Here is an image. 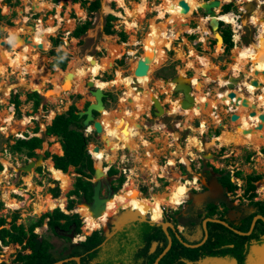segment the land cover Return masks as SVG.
I'll list each match as a JSON object with an SVG mask.
<instances>
[{
  "label": "rangeland",
  "instance_id": "obj_1",
  "mask_svg": "<svg viewBox=\"0 0 264 264\" xmlns=\"http://www.w3.org/2000/svg\"><path fill=\"white\" fill-rule=\"evenodd\" d=\"M5 1H6V3H4V2H2V0H0L1 10H2L1 13L3 15V17L0 18V25H2V24L5 25V23H8L9 21H12L14 23V25L11 26L9 24L10 27L6 26L7 27L5 30L6 32L3 33L4 37L7 35V33L9 32L8 30L10 29V31H14L16 34H27V35H29L30 40H31L33 38L32 34L30 33L32 30L30 31V28H27L24 30V28L22 26H24L25 23L28 24V27H30L32 25H34L36 27L37 23H39L38 19H42L44 22V25L48 26L49 22H51L52 19L55 17V13H56L55 9L54 10L48 9L45 11L44 10L39 11V10H37V8L30 9V8H27V6L31 5V4L25 3L26 1L24 2V0H9L10 3L13 4L12 7H9L10 4L8 3V0H5ZM107 1L108 0H101V7L99 8V10L94 13L92 18L89 16L86 18V19H88V18L92 19V22H93L92 27H90L84 35H82L81 37H78V38L70 35V33H72L74 31V29L80 23L78 21L79 16L75 13L74 8H73V12H71L73 5H71L70 3L63 5L64 2L62 1L63 3H61L58 6V8H60V6L62 7V5H63L62 11H61V16L63 17V21H62L63 23L59 24L60 27L55 32V34H52V35L54 38H57L60 36L63 37V44L55 47V50L56 51L64 50L66 52V54L64 56L68 57V61L66 62V64L68 63L66 70L70 69L68 72L61 73L58 77H56L54 75L57 72V70H56L57 68H56V66L53 65V62L57 58V56L56 55L54 56L51 54V50L53 48H51L50 46L47 47L46 49H41L42 51H39V48L37 47L38 45H33V44H30V46H25L22 49H20L21 51H24L25 53H27L26 58H25L26 64H28L29 66H32V65H37L40 67L46 66V67H49V69L51 70L49 78H48L49 80H48V82H46L44 84L42 90L34 88V86L32 89H30L29 85L25 86L24 84H22V83L27 82L26 79L31 80V74L29 72H26V70H22L20 68L15 69V67L14 68L10 67V69L6 75H0V86L2 84H4L5 86L12 85V89H10V90H12L11 94L9 93L8 95H5V94H3V92H1L3 90L0 89V113H3V112H4V114H5V112L8 113L10 111V109L13 108L15 111V114H14L15 116H14V121H13L12 126L17 127V130H18L16 133L9 132L7 135H6V133L4 134L3 131H0V159L2 160V163H4V160H8L12 163V168L11 167L8 168V171H10V174H9L10 178H6L5 177L6 174L4 175V177L6 179L4 177L2 178L0 175V179H1L0 183H1L2 179H3V181L6 182L2 186L0 185V190L3 191L4 193L5 192L10 193L12 190H14L15 187H17L18 191H20V190L22 191L23 189L20 187H22V186L24 187L25 185L27 186L29 183L34 184L35 187H37L36 189H33L32 193H29V195L27 192H25V190H23L24 194L26 195L25 198L29 199L28 202L31 204L30 208H26V209L22 208L21 210L20 209H18V210L17 209H15V210L8 209V213L5 214L6 223L8 222L6 224L7 226H10L9 223H10V221L13 222L15 216H18V218L16 220V224L17 223L18 224L24 223L26 227H29L32 222L39 219V218L37 219L38 215H36V213L41 214L42 212H44V213L49 212V211L53 210L52 208H54L56 206V204H55L54 207L49 209L48 203H47L48 201H50V199L52 197V195H51L52 193L49 190V189H51V185H53V188L56 187V184L53 183L52 181H50V180H54V178L51 176L54 174L52 171H50L52 167H50V169H49V171L51 172L50 176H49V173L44 174V172L41 171L40 173H41L42 177H35L33 179V173L35 171H37V169L34 170V167H33L32 169L27 170L29 172H25V171L23 172L22 170H20L21 168L18 165L20 162L21 165L24 166L25 163L30 161L29 158L27 157V155H26V158L23 157L25 154L24 155L20 154V156L16 154V155L12 156L11 158H9L8 153L4 152L5 149H8L9 153L13 154V152L10 149V148H12L10 145L15 142V139L18 138L19 135L29 134L27 131L23 132V131H25L26 125H24L25 126L24 127L22 124L19 123V121H21L25 116L29 117L31 114H33L34 117H37L36 120H33L29 123V124H31V128H28V129H29V131H33L32 133H34L35 127L38 126V128H39L38 132L41 134V132L43 130H45V127L50 125L51 119L49 116H52L56 113L54 115V117H55L57 114L67 112L72 104H76V106L80 110H85L87 103L95 100V97L92 96L90 91H89L90 88L87 86L88 81L91 80V78L94 77V75L97 79L110 80V79L114 78L115 74H117L116 70L119 69L121 75L117 76V78L113 80V81H116V84H119V85H116L113 87H108L105 89L106 94H109L108 100L106 101V105H107L106 110L109 113H107L106 115L112 117V119L113 118L117 119V121L120 120L122 123L124 122L125 125L128 123H131V120L128 118V116L126 115L123 108H121L120 105H118L120 100H121V97H123V95H124L122 87L123 86L128 87L127 83L121 84V82H125L123 80L126 76L129 75L128 73L131 72L130 75L135 74V71H136V68L138 65V59L147 55V53H148L147 44H148V42L153 41V39L156 37L157 30L154 31L153 27H155V23L158 19L159 13H158V9H155V6H154L155 3H158L157 5H159V4H166L167 5V2H166V0H125V2L127 3L128 6H132L134 13L136 15L141 16V18H142L141 20L138 21L139 27L131 29V28H128L127 21H125L124 18H120L116 14V12H110V13L106 14L105 11H103L104 6L107 4V6L113 7L114 10H116L117 12H123V14H125V10L119 6L120 3L118 1L117 2H115L114 0H109V2H107ZM202 1L204 2L206 0H202ZM228 1H230V0H228ZM228 1H226V2H228ZM242 1H243L242 5H244L242 7H245L246 13H244L242 15V16H244L242 20L240 18V24L242 25L241 29L244 26V33L242 34V36L239 35V37H238L239 40L237 39V41H236L237 45L240 46V50L243 46H246V45H248L249 48H250V46L256 47L258 42H256L255 44H252V45H249V44L254 43L257 40L256 36H257L259 30L255 26H258V27L261 26L259 23L258 24L257 23H250V21H249V17L253 11H255L257 9L256 13L260 12L259 11L260 8L258 7L259 2L256 0L253 2H244L246 0H242ZM262 2H264V1H262ZM224 3L222 6V10L224 12H230L229 9L228 10L225 9V6L231 7V1L229 3H226V4H224ZM262 4H264V3H262ZM157 5H156V7H157ZM200 5H201V2L198 0L197 5L195 4V5L191 6V10H189L185 14V17L191 15L193 13L194 9H196V8L198 9V7H200ZM50 8H52V5ZM77 8H79V5H77ZM25 10H26V12H25ZM261 11H262V15H263L264 14V5H262ZM78 12L80 15H82L83 10L81 8H79ZM109 14L117 15L119 19L110 20L108 17ZM168 14L169 13L167 12V15ZM255 15L256 14H254L252 17H254ZM73 16H75V17H73ZM83 16H86V14L84 13ZM24 17H28V18H26V22H24V20H23V19H25ZM67 17H71V19L74 20L73 25H70V21L68 22ZM204 17H206V14H205L204 10L201 9V11L198 15H194L193 17H191L190 22H189L190 26L193 28V24L195 22L201 23V21H203L202 19ZM207 19H209V18H207ZM57 20H59V19L54 18V23H57ZM81 21H82V19H81ZM242 21H243V23H242ZM221 22H223V21H221ZM108 23L112 24V27L115 28V30H116L115 33L107 34L105 32V27ZM253 24H257V25L254 26ZM57 25H58V23H57ZM225 27H226V23L225 24L221 23L220 24V31H222L223 29H226ZM158 29H160V26ZM160 31L163 32L161 29H160ZM160 31H158V33H160ZM122 32H124L126 34V38H124V36L122 35ZM153 33H154V35L151 36ZM210 35L214 37V34H210ZM163 36L165 38L167 37L165 34H163ZM200 36H201V33H198L196 30H194V31H187L185 34H182L181 36L178 35V37H179L178 39H176V36H175V40L173 43L168 42V37H167V39H165L164 43H165L166 48L169 46L171 47L170 48L171 50L168 53L169 58L167 57V55L165 58H162L160 63L158 65H156L157 66L156 68L150 67V65H149L150 71H148V73L144 76H137L135 74L136 84L134 83V85L135 86L137 85L136 88L142 89L145 86L144 81H148L149 85H150L152 80H155V79L158 80L160 77L161 78H164V77L171 78V77H175V76L182 74L183 77H185L186 79H190L189 77L195 75V69L192 68L191 66L186 67L185 61H183L177 57V51L173 47L176 46L178 49H182L185 54H188L189 53V51H188L189 44L191 43L190 45H192L196 40H198V38ZM240 36H241V38H240ZM213 37L212 38L210 37V38L213 39ZM49 38L50 37H48L47 39H49ZM110 38H112V41L114 40L118 44L124 45L125 50L122 53H118L116 48L113 47L115 49V52H116V58H114V61L112 60L111 62H108L106 60H107L108 48H110V47H108L106 45L107 48H103L104 46L102 47V45L104 43H106L107 40ZM143 38H146V40H145L146 43L144 42V49H142V45H141V41L143 40ZM184 38L189 39V41L187 42L188 46L185 45ZM232 38L234 39L233 35H232ZM131 39H132V41L137 42V44H135V46H137V47H135L134 44L126 45L127 43H129L131 41ZM7 40H9L11 43L9 36H8ZM214 41L215 40H213V42ZM233 42H234V40H233ZM173 44L175 46H173ZM199 44L201 45L202 43H198V45H197V48L199 50L198 52L202 53V54H207V55L209 54L211 56V59L213 60V62H215L216 64H219L221 69L227 73L225 78L229 79L231 76L230 64L234 60L232 58V54H233L232 51H233V48L235 46H237L235 44V42H234V47L232 49H230V51H226V49H225V51L224 50L219 51L217 53V55H215V53H213V51L214 52L216 51L215 50L216 42L213 43L211 45L212 47L211 48L209 47V50H206V51L202 50L201 47H198V46H200ZM48 45H51V44H48ZM3 47H4V49H8L10 51H14V52L19 51L10 44H7ZM3 47H1V48L3 49ZM26 47H28L27 50L25 49ZM129 48H131V49L133 48L134 50H131ZM128 49H129V52L131 54L133 51H135L134 55H131L128 52ZM240 56H242V55H240ZM93 57L98 61L99 65H100L98 68L97 74H95V72L97 70V68H96L97 62L94 61V63H92ZM167 58H168V60H167ZM252 58H255V57H252ZM235 59L240 60L239 55L235 56ZM260 59H261V63H264V56L260 57ZM258 60H259V57H258ZM121 61H123V63H121ZM198 62H199V60H198ZM196 65L197 64H195V66ZM262 65H264V64H262ZM246 66H247V62H246ZM179 68L185 69L186 76H184L183 70H181ZM262 68H264V66H262ZM152 73H153V77H152ZM202 78H203V76H202ZM74 79L81 80L83 83H85L84 92H77L74 90V88L76 86V84L74 83ZM212 79H214V76L212 77ZM21 80H24V81H21ZM197 80H199V78H197ZM209 81H210V79H209ZM156 85L158 87H162L163 82L161 84L156 82ZM157 86L150 85V89L152 91L153 90L156 91L159 95L160 91L158 90ZM0 88H2V87H0ZM223 89H225V86L224 87L220 86L218 84L217 80H212L211 82H209L204 87L205 92L208 94L211 93L212 95H216L217 90H223ZM33 90L38 91L41 93V95H43V101H42L41 105L44 104V106L40 105L41 107L38 109L37 112H34L33 101H26L27 100V92L33 91ZM177 90H180V88H178ZM170 91H173V92L169 93V94L162 92L160 95L161 98L165 99L167 95L170 96L171 99H176L177 97H181V96L183 97V94L179 91H175L172 89H170ZM15 92H19L21 94V96H20L22 99V105L20 106L21 114H19V112H16L15 106L13 104H11V102H10L11 96ZM78 94H81V97L78 96ZM203 100H205V99L203 98ZM166 102H168V100H166ZM167 106H171V103L168 102ZM202 107H203V109H205L204 115L200 116V117H195L193 120L190 121V123L188 122V120L186 118L187 116L186 117L184 116L185 114L184 115H182L180 113H171L170 114L167 112L169 115L166 114L167 116L165 115V116L160 117L161 118L160 121L165 124L164 128H166V126H167L170 131H172V132L175 131V132H173L174 135L177 134L176 133V131L178 130V128H176L178 126L177 123L178 122H179L178 124H180L181 122L183 123L184 128L183 129L181 128L182 130L179 131V139L176 140L178 143L168 144V142L170 140L168 136H171L168 133L165 134L163 137H162V135L160 137H158L157 133H154V130L151 127H149L147 129L148 131H145L144 135H146V139H147L148 144H149L148 147L146 148L145 155H146V158L148 159L150 157L149 156L150 154H152V153L157 154V160H158L159 165L161 166L160 169L158 170V172L153 173L152 171H150L146 165L145 159L144 160L142 159L143 154H144V150H143L144 146L142 144L140 145L139 149H137L138 147H136L138 154L131 152V150L128 148H126L125 150H122V149L119 150L117 158L115 159L117 161V163L114 166H116L120 172L118 174H115L114 176L109 177L108 179H109V181H111V184L113 186H117L119 183L118 178L122 174L121 173L122 167L123 166L130 167L133 169V174H129L130 176L133 177L132 181H134V182L132 183V185L136 190L138 189L137 190L138 192H135L134 190H126L127 192L126 191L124 192L121 190L117 194L113 195L114 198L108 199L106 201L105 207L102 208L103 212H105L104 216L106 215L107 218L104 219L103 216H101L100 214L97 217H93L91 215L88 207L84 204L81 205L82 202L84 201L85 197L84 196H80V197L79 196H73V198L76 199V203H77L76 209H78V212H80L82 214L81 215L82 217L85 216V224L82 226V229H86V231H90L92 233V231L89 229L90 227L88 228V226L90 224L88 217L89 218L92 217L91 219L93 221H95L96 218H98L97 227L99 226V228H101V229L105 228V230L107 231L108 230L107 224H108L109 218L112 217L111 214H113V212H111L109 210L114 208V204L118 201H121L124 203L127 202V201H125L126 198L128 199V201L133 202L134 206L130 205L131 207H133V209H131V211L137 212L138 215L142 216L143 213H142V211H139L137 209V207H135L136 201L138 202V201L144 200V199L148 200V202L150 204L149 209L151 210L150 211L151 213L154 211L163 213V207L162 206L164 204L168 205V206H173L172 205L173 202H171V205H169L170 202L168 203V201L172 198L171 195L173 193H175V191H176L175 195L182 194L184 190H186V192L189 191V187L188 186L185 187L183 185V182L186 183V180L189 179L191 172H194L195 175H198L199 173H202L203 169H205V168L212 169V166H214L215 168L216 167L217 168H230L232 170L243 169L246 172H250V171H253L254 169H256V170H259V172L264 173V146H260V144H258V145L254 144V143H251L249 141L247 142L242 138V135L239 133V130L235 126L237 122L232 123V124L230 122L229 113L231 111H234V108L229 109V112H227V114H222V116L224 117L223 121L226 124H228L225 128H223V126H221L220 124L218 125L215 122V120L210 119L212 117L209 116L210 118H209L208 129L206 130V132L201 133L198 130L200 128L201 119L205 117L206 111L210 110V108L206 106V103H203ZM117 108L122 110V113H123V114H119L118 118H117V116H115L114 111H113L114 109H117ZM247 108L250 109V107H247ZM144 111H145V109L143 108V110L140 114V118L138 119L142 123H144V121L146 119L149 120L147 112L144 113ZM151 111H154V107H152L150 105L149 112H151ZM166 111H167V109H166ZM222 111H223V109H222ZM106 115L103 114V116H102V114H99L97 118L102 119L104 116L106 117ZM151 115L152 114H150V116ZM123 116L126 117V120L125 119L122 120ZM1 119L2 118L0 117V128L2 125L6 124L4 122V119H2V120ZM18 125H19V127H18ZM112 126H113V121H112ZM113 127H115V126H113ZM40 128L42 130H40ZM134 129H136V128H134ZM138 129H140V128H138ZM223 129H224V131H229V129H231L230 132L232 133L233 140L236 142L235 143L236 147L233 145H231V146L225 145L224 147L223 146H217V145L216 146L215 145L209 146V144L211 143L210 138L216 134L217 130L222 131ZM10 130H12V129H10ZM166 132H168V131H166ZM257 133H258V130H257ZM89 134L91 135L90 139L92 141L89 143L88 148L93 149L94 144H100L102 147V150H105V148H104L105 143L102 140L101 136L94 133V132L93 133L91 132ZM189 135H191V136L197 135L200 139L198 142V146L192 147L187 153H185L186 156H188V158H187L188 164H186V163H183L181 158H179V157L184 156L183 155L184 151H182V150H184V148H186V144H187L186 139ZM252 135H254L255 138L257 137L255 134H252ZM14 137H16V138H14ZM173 137L175 138V136H173ZM53 139L55 141H53ZM151 139L153 141H151ZM48 140L52 143V145H50V147L47 148L48 145L46 144L44 150L47 149L48 151H50L52 153L60 154V152L53 149V145H56V143H58L59 139L56 137H52V138H48ZM171 141H172V139H171ZM45 142H47V140ZM133 143L137 144V146H139L140 142L136 143L134 141ZM156 143H157V145H155ZM166 143L168 146L167 148L165 147ZM115 144L116 143H114V145ZM3 145H5V146H3ZM205 145H207V148H205ZM111 146H113V145H110L107 147V149H109L110 151H111V149H110ZM126 146H128V143L124 142L122 144L120 143L119 147L123 148ZM257 146H260V148H258ZM58 147H60V146H58ZM40 150H43V148H41ZM180 150L182 152H177ZM38 152H37V154H38ZM95 152H96V157H97V166H99V165L105 166L104 164H108V163H102V165L99 164V159L102 158L101 153L99 156L100 150L95 151ZM2 153H5V154H2ZM42 153L44 154V152H42ZM6 154L8 155V157L5 156ZM124 154H126V156L128 157V161H126L125 163H122L121 160L124 161V158H123ZM204 154H207V155L209 154L210 156L207 157ZM226 154L229 155V157H226ZM98 156H99V158H98ZM171 156L172 157L175 156V158L178 157L176 160L177 163L174 166H168L167 165V162H168L167 160ZM102 159L104 160V158H102ZM33 160H36V158H33ZM40 160L41 159H37V161L35 162V165L41 164ZM4 166H5V163H4ZM42 169H43V167H42ZM0 171H3V170H0ZM20 171H21V173H20ZM13 173H14V175H13ZM17 173H18V175H17ZM27 173L31 174L30 178H27L24 176ZM161 173H163V176L160 175ZM42 174H44V175H42ZM66 174H67V177H63V179H65V181H66V187L64 189L61 188L59 181L55 179L58 182L57 185L59 186V188L61 190L60 196L57 197L58 200H60V199L63 200V198H64V200H66L64 196L68 195L69 191H71L74 188V183L77 181L78 173L76 172L75 168L70 167L68 173H66ZM202 174L204 175V173H202ZM15 176H17V177H15ZM23 176H24V179H23ZM127 178H128V176H126V181H127ZM154 179L155 180L158 179V181H160L159 188L154 186ZM9 181L12 182L13 184L10 183ZM262 181H263V179H262ZM50 182H52V183H50ZM15 184H18V186H20V187L16 186ZM171 184L174 186V192L172 194H168L167 193L168 186H170ZM7 187H9V188H7ZM184 187H185V189H184ZM144 188H146V189L144 190ZM105 190H106V188H104V193H105ZM39 196H41V198ZM15 200H13V201H15ZM88 200H90V199H88ZM16 202H20V201L16 200ZM134 202H135V204H134ZM40 207H42V208H40ZM13 208H17V207H13ZM55 208H57V207H55ZM4 210H0V216H2L1 212ZM16 210H17V212H15ZM64 210L67 211L66 207ZM120 210H122V209H120ZM120 210L117 211L115 214L119 213ZM34 211H35V213H34ZM29 212L32 216L29 215ZM89 213H90V215L88 216ZM106 213H108L109 215H107ZM151 213H149V214H151ZM5 216H4V218H5ZM24 220H25V222H23ZM44 225H47L46 222L44 223ZM44 225L40 226V229H39L37 234H38V236L42 235L43 238H46V239L48 238V240H50L52 242V244L54 245L52 247V249H53L55 254H59L60 252H62V250H64L63 253L67 254V252H69L72 249V247L76 244V242H74L73 240L70 242L66 238L65 239L61 238L60 235H62V230L57 229V234H56L54 229H52L51 227H48V226L46 227ZM99 228H98V230H99ZM115 232H116V229H113V227H112L111 231L107 233V235H108L107 237L111 238ZM10 248L12 251L9 249L8 252H6L4 254H3V251L0 250V261L3 260L2 262L5 263L6 260H11L13 258V252H15L14 249L16 248L15 244H13Z\"/></svg>",
  "mask_w": 264,
  "mask_h": 264
},
{
  "label": "bare ground",
  "instance_id": "obj_2",
  "mask_svg": "<svg viewBox=\"0 0 264 264\" xmlns=\"http://www.w3.org/2000/svg\"><path fill=\"white\" fill-rule=\"evenodd\" d=\"M40 1L41 0H34V4H35L34 6L39 11L43 10L44 8H46L50 5L47 2H40ZM117 1L120 3V5L122 7L125 8V14H123L122 12H117L116 10H114L113 7L107 6V4L104 6L103 11H105L106 14L110 13V12H116V14L118 16H120V18H124L125 21H127L128 28L132 29V28L139 27L138 21L142 19L141 16L136 15L133 11L132 6H128L127 3L125 2V0H117ZM167 1L169 2L168 6L164 5V4H159L156 9H158V11H159L158 18H160V19L161 18L162 19L167 18V20H165L164 22L159 23L160 29L162 31L171 30V27L177 29V33L174 32L172 35L167 36L168 42L173 43L175 40V36L177 39L178 35L180 36V34L185 33L184 31L186 30L185 29L186 27L185 28L180 27L179 23L181 21V17L185 16V14L187 12L186 13L183 12L181 5H180L181 0H167ZM185 1L189 4V10H191V6H193L195 4L197 5L198 0H185ZM107 2H109V0ZM200 2H201V5H200V7H198V11L201 10V8L203 6V1H200ZM172 4H173L174 8L170 10V13H171L170 16L166 17V14L168 11L167 9H169V6ZM222 4L223 3H221V5ZM221 5H219L216 8L217 19L222 21V18H224V19L228 20L229 22L235 23V20L233 19V17H234L233 14L227 13L225 16H223L220 13L222 11ZM259 11L260 12L256 13V15L254 17H252L250 20L253 21V23H257V24L259 23L262 25V27H264V14L262 15V12L260 9H259ZM58 12L61 13V8H58ZM208 18L210 19L212 17L209 16ZM24 22H26V18L24 19ZM38 22H39L38 26L34 29L33 32L31 31L32 27H28L27 23H25L24 26H22V27L24 28V30L27 28H30V31H31L30 33L32 34V37H33L31 39V41H33V43L37 44V45L42 43L43 44L42 49H46L45 45H48L51 43L50 38L47 39L48 37H50L49 34H55V32L58 30V28L60 26L59 25H50V24H48V26H46V25H44V22L42 19H40ZM174 24H177V25L174 26ZM185 25H187V24L183 23L181 26H185ZM207 29L210 30V28H208V27H207ZM8 31H9V38L13 42V47H15L19 51H16V52L10 51L8 49H4V47L0 45V75H6L7 72L9 71L10 67H12V68L15 67V69L20 68L22 70H26V72H29L31 74V80L26 79L27 82L22 83V84H24L25 86L29 85L30 89H32L34 86V88L42 90L44 84L46 82H48V80H49L48 79L49 75H50L49 71L46 69V67H40L37 65L29 66L28 64H26V62H25L26 53L24 51H21L20 49H22L25 46H29L30 42H25L23 40L19 45H17L14 42V38L18 34H16L14 31H10V29ZM210 32H211V30H210ZM211 34H212V32H211ZM214 36L216 37V35H214ZM161 37H162V39H161ZM167 37L165 38L161 31H160V33L156 32V37L153 39V41L148 42L147 47H148V54L149 55H145L144 57H142V59H144L146 56H152L153 59L149 63L150 67L156 68L157 67L156 65H158L160 63L162 58L166 57L167 51H166V46H165L164 41H165V39H167ZM259 38L260 39H259L256 47L250 46V48H249L248 46H243L241 48V50L239 47V55L247 56L250 54H254L257 57H263L264 56V33H261V36H259ZM237 39H238V37H237ZM224 46H225V37H224L223 33L221 32V41H220V43H218V48L220 50H222L224 48ZM1 47H3L4 50ZM25 49L27 50L28 47H26ZM232 58L235 59L234 54H232ZM198 60H199V62H201L200 64H202V66H204V68L199 67V66L196 67L197 72H200L201 70L204 71V74H208L209 72H211L213 74V72H214V73H216V75L214 76V79L219 78L220 79L219 85L221 84L222 87L225 86V89L218 90L216 95H213V96L211 95V97L210 98L208 97L209 99L206 100V102H205L206 106L209 107L211 110L206 111V115L204 117V120L202 121V125L200 126V128L198 130L201 133L206 132V130H207L206 123L208 122V120L210 118L209 116L212 117L210 119L215 120V122L218 125L220 124L221 126H223V128H225L228 124L223 122V119H222V116L220 115V113L219 114L215 113V112L213 113L212 112L213 109H215V108L217 109L222 104L225 105L226 103H228L227 100L229 99V100L233 101V104H231L230 106L227 104L225 106L223 111H225V113L227 114V112H229V109H231V107H233V105H235V102H236L238 97L241 98V100L246 98L249 100V106H242L241 104L238 105L236 107L237 108L236 110H237V113L240 115V118L236 121L230 120V122L231 123L237 122L235 125L236 128L239 130V133L242 136H246V135L249 136L248 141H250L251 143L257 144V145L260 144V146H264V121H262L260 119V115L264 114V94H262L263 101L260 100L261 99L260 92L262 91V89L264 87V83L258 77L250 78L249 82L248 81H245V82L242 81V83L239 84L240 87H238V89H240V88L243 89L245 95L243 94V95L239 96V90L237 88L231 89L229 87V84L232 83L231 78L241 77V76L244 77L243 74L240 73L242 71L246 72L245 74L247 76L250 75V73L247 71V67L241 61L233 60V63L231 64V66H232V70L234 72V75H231L229 79H226L225 76L227 73L226 72L222 73L218 66H212V64H213L211 62L212 60L208 56H203V57L201 56ZM251 61L256 62V60H254V59H251ZM95 62H97V60H95ZM193 66H195V65H193ZM259 73H261V71L257 72V74H259ZM117 74L120 75L119 70L117 71ZM137 76H139V75H137ZM142 76H144V75H142ZM199 76H200V74L198 73L195 77L190 78V79H186L185 77H183L182 74H180L176 77L175 80L173 79L174 78L173 77L171 80L167 81V83L172 84L171 89L175 90V91L177 90L178 85L182 86V85L188 84V85L193 86V89H191V95L193 96V102L191 105L183 108V106H182L183 105V99H178L174 102V105H175L174 107L187 116V120L189 123L195 117H200V116L204 115L205 109H203L202 103H199L197 101V98H196V94H199V96L202 98L203 85H205L204 81L202 82L201 80H197V78H199ZM21 81H24V80H21ZM91 81H93L97 87L103 88V89L106 88L107 86H109L110 84H113L112 81L107 82L108 84L104 83L101 80H91ZM123 81L128 82L129 89L126 91V93L123 95V97H121V100H120L118 105H120V107L123 108L126 115L131 120V123L125 125L124 122L118 123V121H115V122L113 121V125L115 126V127H113L112 121L109 123L105 116L101 119V122L104 126V137H103L104 141H105L104 148H107L108 146L113 145L110 147L111 151L105 149L101 152V157L104 159L106 158L109 162L116 161L115 159L117 158L118 152H119V150H121V148L119 147L120 143L121 144L124 142L128 143V145L131 148H133V150L136 152H137L136 147H138L137 149H139L141 144L144 145L145 148H147L149 145L148 141L146 139V135H144L145 131L143 129V124L141 122H138L139 121L138 119L140 118V114L144 108L143 93L140 91V89L136 88V86L134 85V81L132 80L131 77H125ZM254 81H256L257 83L254 84ZM208 82H209V80H208ZM208 82H206V83H208ZM0 87H2L0 89L3 90V91H1V92H3V94H5V95H8L9 93L11 94L12 90H10V89H12V85L5 86L4 84H2ZM232 91L236 92V98L235 99H232L229 97V94ZM149 98L152 100L153 104H154V102H156L158 105L157 113L154 112V115L156 117L159 118V117H162V116H165L166 114H168L167 113L168 111H166V109H165V105L163 103L161 96L158 95V93L156 91L153 90L151 92V94H149ZM203 98L205 99V97H203ZM258 101H259V104H258ZM247 107H250V109H248ZM251 110L252 111L255 110L256 114L252 116ZM113 111H115L114 114H116V115H118L120 112H121V114H123L122 110H120L118 108L114 109ZM104 114H107V110L104 111ZM14 116L15 115H13V113L11 111H9L8 113L5 112V114H4V112L0 113V117L2 119H4V122L6 123L5 125L1 126L0 130H2L4 132V134L6 133V135L9 132L16 133L18 131L17 127L12 126L13 121H14ZM113 119H115V118H113ZM29 120H31L30 117H24L21 121H19V123L24 126V125H26L27 122H29ZM260 125H262L261 128H260ZM18 127H19V125H18ZM137 127L140 129H138ZM134 128H136V129H134ZM10 129H12V130H10ZM90 129H92V127ZM257 130H258V133H257ZM252 134H255L257 137L255 138L254 135H252ZM175 135L177 136V139H179V133H177ZM117 139H119V141H117ZM199 139L200 138L197 135L189 137V143L186 145V148H184V150H182V151H184V154H183L184 156L182 157L183 158L182 160L186 164H188V159H187L188 156H186L185 153H187L192 147L198 146ZM142 140H143V143H139V141H142ZM134 141L136 143H139V146H137V144H134L133 143ZM217 142H221L222 144H225L228 146H231V145L234 146V142L230 138L229 134L217 135L215 137V139H211V143L209 144V146L210 145L216 146ZM114 143H116V144L114 145ZM257 147H259V146H257ZM205 148H207V145H205ZM182 151L180 150L177 152H182ZM155 155H156L155 153L150 154L149 155L150 157L147 159V164H146L147 167L149 168V170L152 171L153 173L158 172V170L161 167L159 165L157 157H155ZM169 160H170L169 164L171 166L176 165L177 161H176L175 157H171ZM4 163L6 164L7 168L12 167V163L9 162L8 160H4ZM101 165H102V163H101ZM19 166L22 167L21 164ZM98 167L103 171L102 166L99 165ZM51 176L54 179H62L63 181H65V179H63V177H66V174H64L62 172H57L56 175L54 174ZM131 179H132V176L128 175L127 181L122 187V191L125 192L127 190ZM7 188H9V187H7ZM5 196L7 197V204L9 207H19L20 206L19 202L13 201V199L10 197L9 192L5 193ZM183 199H184L183 194H177L176 197L174 198L173 202L177 203L178 201H181ZM146 205H148V204H146V202H144L145 207H146ZM64 209H65V207H64ZM129 209H133V207L130 206ZM129 209H122V210L126 211ZM146 209H147L146 213L149 214V207H147ZM121 212H123V211H121ZM119 213H117V214H119ZM136 214H137V212H136ZM147 214H144L142 216L149 219V215H147ZM130 216H132V215H130ZM91 218L88 217V220L90 222L89 227L90 228L94 227V229H95L97 227L98 218H96L95 221H93ZM153 220H154L153 222H155V223L159 222L158 219L153 218ZM88 233H91V232L87 231V234ZM81 238L84 240L85 236L82 235Z\"/></svg>",
  "mask_w": 264,
  "mask_h": 264
},
{
  "label": "flooded vegetation",
  "instance_id": "obj_3",
  "mask_svg": "<svg viewBox=\"0 0 264 264\" xmlns=\"http://www.w3.org/2000/svg\"><path fill=\"white\" fill-rule=\"evenodd\" d=\"M30 44H34L33 41ZM226 156L229 157L227 154ZM100 160L103 163V159ZM0 162L3 167L0 170L4 171L7 166ZM3 171L0 172L2 178L5 175ZM202 173L198 175L194 172L190 173L186 183L183 182L185 187H189L187 195L183 192L184 199L177 203L173 202L176 195H171L172 200L170 199L168 203L174 204L167 205L166 208L162 206L163 213L149 211L151 214H147L139 206V202L136 201V204L134 202L135 207L142 211V215L147 214L149 219L159 220V225L156 226L157 239L151 248L141 247L140 242L144 245L142 236L145 235L146 224L140 223L145 225L140 234L134 231V226L126 228L123 232L116 231L109 239L110 248L106 251L98 249L91 262L94 264H264V173L256 169L246 172L243 169L232 170L214 166L212 169H203ZM94 175L95 172L93 178ZM125 201L127 202L120 204L118 201L114 204V208L109 210L113 212L112 216L120 209L134 206L127 198ZM104 213L102 211L100 215L105 219L107 216H104ZM108 213L106 214L109 215ZM165 224L169 235L165 232ZM112 227L110 225L111 229ZM98 228L99 226L95 230ZM61 230V238L68 239L71 232ZM68 240L71 242L73 239ZM154 244L155 248H153ZM70 251L68 257L78 256L71 255L73 250ZM79 257L82 261L83 255ZM72 261L78 264L76 260Z\"/></svg>",
  "mask_w": 264,
  "mask_h": 264
},
{
  "label": "trees",
  "instance_id": "obj_4",
  "mask_svg": "<svg viewBox=\"0 0 264 264\" xmlns=\"http://www.w3.org/2000/svg\"><path fill=\"white\" fill-rule=\"evenodd\" d=\"M72 1L81 2L82 6L85 7L89 11V17L91 18L93 17L94 13L98 11L99 8L101 7V0H72ZM8 3L11 6H13V4H11L9 0H8ZM229 7L225 6V9L226 10L229 9V11H231L233 4H231V7H230L231 9ZM1 12L2 10H1V5H0V18L3 17ZM223 13L227 14L229 12H223ZM108 17L110 20L117 19V16L113 14H110ZM67 19H68V22L70 21V25H73L74 20L71 19L70 17H67ZM62 21H63V17H62ZM187 22H188L187 17L182 16L180 25H182L183 23L188 24ZM92 23H93L92 19L90 18L86 19L85 22L79 24L74 29L71 35L74 37H81L88 31L90 27H92ZM221 23L225 24L224 22H221ZM8 24H10L11 26L14 25L12 21H9ZM49 24L56 25L57 23H54V20H52L51 22H49ZM105 31L107 34H113L115 33L116 30L115 28L112 27V24L108 23L105 27ZM222 31L226 33L225 34V41L227 43L226 51H230V49L234 47V42L232 38L233 32L231 29H228L227 31L223 29ZM122 35L124 36V38H126V34L124 32H122ZM54 43L56 46L62 45L63 38L61 36L54 38ZM213 43H215V41ZM103 45L104 46L107 45L108 47L113 49V50H110L108 48L106 61H109V62H111L112 60H114V58H116V53L113 47L116 48L118 53H122L125 50L124 45H120L114 40L112 41V38L108 39L107 42L104 43ZM49 46L50 45H47L46 48ZM239 47L240 46L237 45L236 47H234L232 51L235 56L239 55ZM51 54L57 56V58L53 62L54 66H59L56 69L57 72L54 74L56 77H58L61 73H65L70 70V69L66 70L68 66V63L66 64V62L68 61V57L64 56L66 54L64 50L56 51L55 49H52ZM191 55L197 57V59H199L202 56V55L201 56L198 55L194 51V49H191ZM92 60H96V59L93 57ZM121 63H123V61H121ZM191 63H192V60H189V67L191 66ZM74 83L76 84L74 88L75 91L84 92L85 83H83L81 80H78V79H74ZM108 95L109 94H107V97L105 98V103L108 100ZM20 96L21 94L19 92H15L12 94L11 100H10L11 104L15 106L16 112H19V114H21L20 106L22 105V99ZM78 96L81 97V94H78ZM26 101H33L34 112H36L43 101V96L38 91H31V92L28 91ZM89 104L90 102L87 103V106ZM78 111H80V109H78L76 104H72L67 112L57 114L55 118L53 119L52 124H50L47 127L46 135L48 136L63 135L64 136V139L61 140L64 153L61 155L51 154L50 151H47L46 158L52 157L54 164H55L54 168L60 172L68 173L69 167L74 166L76 172L79 173L80 176H77V181L74 183V188L69 192V196H79V197L84 196L85 199L91 200V197L93 194L92 178H93V173L95 172V168H94V159L88 151V146L92 140L90 139L91 135L86 136L83 130V120L85 117H80L78 114ZM96 114L97 116L99 115V113L97 112ZM49 117L50 119H52L54 115L49 116ZM38 131H39V128L38 127L35 128L34 132L37 133ZM220 133H221L220 130L216 131V135L224 134V132L222 134ZM26 136L27 138L15 139V142L10 145L12 147L11 149L13 152H19V153L26 152L27 153L26 155L29 158L34 157L36 156V149L42 148L44 137H40V136L29 137V134H26ZM59 148H58V145L53 146L54 150L58 151L60 150ZM94 156L96 157V152L94 153ZM45 162L48 164L54 165L50 160L46 159ZM38 169L39 171H41V168H38ZM119 172H120L119 169L113 165L110 167L108 174L110 176H114L115 174H118ZM118 179H119V183L117 186H114V188L117 191H121L126 181V177L125 175L121 174ZM56 180H59V183L62 189L66 187L65 181H63L62 179H56ZM53 183L56 184V187L53 188V185H51L50 191L52 193V197L57 198L58 196H60L61 190L59 186L57 185L56 181H54ZM29 188L33 190L35 189V185L29 184ZM133 188H134L133 185H129L127 189L132 190ZM145 189L146 188H144V190ZM167 191H168V194H172L174 192V186L172 184L168 186ZM119 202L121 204V201ZM75 204H76V199H70L67 209L68 210L74 209ZM57 206L66 207V203L64 201H59ZM46 217H49L48 225L55 231L57 229L59 230L64 229L70 232L75 231V235L82 233V226L84 225L85 216L83 218L81 214L78 212L66 213L60 207L55 208L51 212H47L43 214V216H41L37 221L32 222V224H30L27 230L24 224H20V225L16 224V220L18 216H15L11 230L5 227L0 229V239L3 241L4 245H8L9 243L23 244L24 241L26 240V244L23 245V247L25 249L30 248L32 251L31 253H26V254L20 252L17 257V260H18V262H16L17 264H51L59 260V257H56L50 250L52 248V244H50V242L47 239L43 240L42 246L39 251L35 250V243L33 241V238L38 236V234L35 232V229L37 227H40L43 224ZM5 223H6V219L1 217L0 226L4 225ZM156 228H157L156 226H150L149 224H146L145 235H143L144 245L141 243L142 245L141 247H143L144 249H148L152 247V244L157 239ZM104 240H105V236L102 230H95L92 232V234L88 235V237H86L85 240L80 241L78 244H75L71 255H78V256L83 255V260H82L83 264H94L93 262H91V260L97 254L96 251L98 250L99 246H101V243ZM7 249L9 250L10 247H8ZM71 264H77V263L75 261H72Z\"/></svg>",
  "mask_w": 264,
  "mask_h": 264
},
{
  "label": "crops",
  "instance_id": "obj_5",
  "mask_svg": "<svg viewBox=\"0 0 264 264\" xmlns=\"http://www.w3.org/2000/svg\"><path fill=\"white\" fill-rule=\"evenodd\" d=\"M26 1V2H25ZM64 3H63V2ZM115 2H117V0H114ZM199 1H202V0H199ZM222 1V3H224V4H226V3H229L230 1H231V4H233V7H232V9H231V11L229 12L230 14H233V19L235 20V15H240V18H241V20L243 19V17L244 16H242L244 13H246V9H245V7H242V6H244V5H242L243 4V1L242 0H230V1H228V0H221ZM226 1H228V2H226ZM241 1V2H240ZM253 1H255V0H246V1H244V2H253ZM256 1H258L259 3H258V7L260 8V10H261V7H262V5H264V4H262V3H264V2H262V1H264V0H256ZM24 2L25 3H28V4H31V5H28L27 6V8H30V9H35V4H34V0H24ZM40 2H47V3H49L50 5L48 6V7H46V8H44L43 10L45 11V10H48V9H52V10H54L55 9V11H56V13H55V17L54 18H58L59 20H57V23H58V25L59 24H62L63 22H62V16H61V13L60 12H58V6L61 4V3H63V5L64 4H67V3H70L71 5H73V7H72V10H71V12H73V8L75 9V13L79 16L78 17V21L80 22L79 24H81V23H83V22H85L86 21V18L89 16V11L85 8V7H83L82 6V3L81 2H73L72 0H41ZM166 2H167V6H168V4H169V2L166 0ZM239 3V4H238ZM76 4V5H75ZM158 3H155V9L157 8L156 7V5H157ZM51 5H52V8H50L51 7ZM63 5H62V7H63ZM75 5V6H74ZM77 5H79V8H81L82 10H83V13H82V15H80L79 14V8H77ZM164 5H166V4H164ZM119 6L120 7H122L120 4H119ZM158 6V5H157ZM9 7H12L11 5H9ZM62 7H60L61 8V11H62ZM124 10H125V8L124 7H122ZM57 9V10H56ZM42 10V11H43ZM168 11V15L166 14V17H168V16H170V10L169 9H167ZM222 10V9H221ZM257 10V9H256ZM256 10L255 11H253L252 12V14L250 15V17H249V21H250V23H253V21H251L250 19H251V17L254 15V14H256ZM41 11V10H40ZM200 11L201 10H199L198 11V9L196 8V9H194V11H193V13L191 14V15H189V16H187V25H185V26H181L180 25V27H182V28H185L184 30H185V33L187 32V31H194V30H196L198 33H201V36L198 38V40H196L192 45H190L189 44V47H188V51H189V53L188 54H185L184 53V51L182 50V49H177V48H175L176 46L173 44V46H175L174 47V49L177 51V57L178 58H180L181 60H183V61H185V66L186 67H189V60H192V63H191V67L192 68H194L195 69V75H193V76H191V77H189V78H193V77H195L198 73L200 74V76H199V80H201V81H204L205 82V85H203V94H202V98L199 96V94H196V98H197V101L199 102V103H205L206 102V100L207 99H209L210 97H211V93H206L205 92V90H204V87L209 83V82H211L212 80H217L218 81V84L220 83V79L219 78H217V79H212V77L213 76H215L216 75V73H214L213 72V74L211 73V72H209L208 74H204V71H200V72H197V70H196V66L198 67H203L204 68V66H202V64H200V62H198V59H197V57H195V56H193V55H191V49H194V51L198 54V55H202V56H208L210 59H211V56L208 54H202V53H199L198 51V48H197V45H198V43H202L200 46H198V47H201L202 48V50H209V47L211 48L212 46V44H213V39H211L212 38V36L210 35L211 34V32H210V30L209 29H207V27H206V22H207V18L206 17H204L202 20L203 21H201V23H199V25H198V28H196V29H194V28H192L190 25H189V22H190V19H191V17H193L194 15H198L199 13H200ZM25 12H26V10H25ZM224 11L222 10L220 13L223 15V16H225L226 14H224L223 13ZM262 12V11H261ZM86 14V16H83V14ZM123 13V12H122ZM158 13H159V11H158ZM110 15V14H109ZM114 15V14H113ZM158 15V14H157ZM71 16V15H70ZM115 16H117V15H115ZM73 17H75V16H73ZM120 17V16H119ZM24 18H28V17H24ZM54 18L52 19V20H54ZM71 18V17H70ZM9 19V18H8ZM81 19H82V21H81ZM117 19H119L118 18V16H117ZM24 20V19H23ZM38 20H40V19H38ZM165 20H167V18H164V19H160V18H158L157 19V21H156V23H155V27H153V30L154 31H156L157 30V33H158V31H160V29H158L159 28V23H161V22H164ZM226 22H225V21ZM222 21L223 22H225L226 23V31L228 30V29H231L232 30V32H233V36H234V42H235V44L237 45V43H236V41H237V37H239V35H241L242 36V34L244 33V26H243V28L241 29H238L237 27H236V25H237V22L235 21V23L234 22H229L228 20H226V19H224V18H222ZM242 23H243V21H242ZM2 24V23H1ZM57 25V24H56ZM254 26L255 25H257V24H253ZM261 25V24H260ZM2 26H4V27H6V26H9L10 27V25L8 24V23H5V25H3L2 24ZM38 26V23H37V25H36V27ZM201 26V27H200ZM255 27H257L258 28V30H259V32H258V34H257V36H256V41L254 42V43H251V44H249V45H252V44H255L256 42H258V40L260 39L259 38V36H261V33H264V27H262V25L261 26H255ZM237 28V29H236ZM263 28V29H262ZM173 32H172V31ZM171 30H167V31H163L162 33L163 34H165L166 36H170V35H172L174 32H176L177 33V29L176 28H173V27H171ZM106 32V31H105ZM172 32V33H171ZM222 33H223V35H224V37H225V32L224 31H221ZM184 33V34H185ZM238 34V35H237ZM52 35V34H51ZM50 35V41H51V45H50V47L51 48H53V49H55V47H57L56 45H55V43H54V37H53V35L51 36ZM70 35H71V33H70ZM154 35V33L151 35V36H153ZM241 36H240V38H241ZM74 37V36H73ZM184 37V36H183ZM211 37V38H210ZM63 38V37H62ZM78 38V37H77ZM179 38V37H178ZM177 38V39H178ZM203 38V39H202ZM161 39H162V37H161ZM53 40V41H52ZM145 40H146V38H143V40L141 41V45H142V49H144V42H145ZM239 40V39H238ZM131 41H132V39H131ZM129 42V43H127L126 45H131V44H134V46H135V44H137V42H134V41H132V42ZM189 41V39L188 38H184V42H185V45H187L188 46V42ZM146 43V42H145ZM210 44V45H209ZM226 41H225V48H223L224 49V51H225V49H226ZM33 45H37V44H33ZM209 45V46H208ZM30 46V45H29ZM45 46H47V45H45ZM104 45H102V47H103ZM246 46H248V45H246ZM133 47V46H132ZM135 47H137V46H135ZM236 47V46H235ZM103 48H107L106 46H104ZM134 48V47H133ZM131 49V48H129V49H131V50H134V49ZM171 47L169 46V47H167L166 48V51H167V57L169 58V51L171 50L170 49ZM110 50H113V49H111V48H109ZM129 49H128V52H129ZM190 49V50H189ZM222 49V50H223ZM234 49V48H233ZM215 52L213 51V53H215V55H217V53L219 52V51H222V50H220L219 48H218V44H216L215 45ZM39 51H42L41 49H39ZM114 51H115V49H114ZM116 53V52H115ZM130 53V52H129ZM134 53H135V51H133L132 52V54L131 55H134ZM27 54V53H26ZM147 55H149L148 53H147ZM55 56V55H54ZM238 56V55H237ZM252 57H255V58H252ZM257 56H255L254 54H250V55H247V56H240L239 55V58H240V60H241V62L246 66V62H247V71L250 73V75H246L245 74V72L244 71H242V72H240L241 74H243V76L245 77V78H243V81L245 82V81H248L249 82V80H250V78H253V77H258V78H260V80L264 83V68H262V66H264V65H262V64H264V63H261V59H260V57H259V60H258V57L256 58ZM251 59H254V60H256V62L254 61H251ZM168 60V59H167ZM212 60V59H211ZM235 61L236 60H238V59H234ZM240 60H238V61H240ZM258 60V61H257ZM114 61V60H113ZM195 61V62H194ZM213 64H212V66H218L219 68H220V71L223 73V72H225V71H223L222 69H221V67H220V65L219 64H216L215 62H213V60L211 61ZM166 63V62H165ZM233 63V62H232ZM231 63V64H232ZM195 64H197L196 66H193V65H195ZM231 64H230V72H231V75H234V72H233V70H232V66H231ZM99 63H98V61H97V70H96V72H95V74H97V72H98V68H99ZM138 66V65H137ZM162 66V65H161ZM41 67H46V66H41ZM59 66H56V68H58ZM46 69L49 71V73H50V69H49V67H46ZM179 69H181V68H179ZM181 70H183V73H184V76H186V74H185V69H181ZM118 71V69L116 70V72ZM148 71H150V70H148ZM257 71H261V73H259V74H257ZM120 72V71H119ZM203 73V74H202ZM255 73V74H254ZM129 75L128 76H126V77H131L132 78V80L134 81V83L136 84V82H135V74H132V75H130L131 74V72L130 73H128ZM121 75V74H120ZM120 75H118L117 74V76H120ZM202 76H203V78H202ZM206 78H205V77ZM152 77H153V73H152ZM115 78H117L116 77V74H115V76H114V78L113 79H111V80H109V81H113ZM164 78H167V77H164ZM164 78H159L158 80H152V82H151V84L150 85H155V86H157L156 85V82H158L159 84H161L162 82H163V86L162 87H158L157 86V88H158V90L160 91V93H159V95H161V93L163 92V93H167V94H169V93H172L173 91H170V89L172 88V85L170 84V83H166L165 81H164ZM173 77H171V78H168L169 80H171ZM210 79V81L208 82V80ZM91 80H101V81H103L104 83H106V84H108L107 82H109V81H107V80H104V79H97L96 77H95V75H94V77H92L91 78ZM206 80V81H205ZM96 82V81H95ZM206 82H208V83H206ZM122 83H127V86L128 87H126V86H123L122 87V89H123V92H124V94L126 93V91H127V89L129 88V85H128V82L127 81H125V82H121V84ZM144 83H145V86L142 88V89H140V91L143 93V97H144V109H145V111H144V113L145 112H147V115H148V117H149V120L148 119H146L145 121H144V123H142L141 121H138V122H141L142 124H143V129H144V131H148L147 129L149 128V127H151L153 130H154V133H157V135H158V137H160L161 135H162V137L165 135V134H169V135H171V136H168L169 137V142H168V144H173V143H178L177 141H176V139H177V136L176 135H174L173 134V132H175V131H170L169 129H168V127L166 126V128H164V126H165V124L164 123H162L161 121H160V117L158 118V117H156L155 115H154V111H151V112H149V109H150V105L152 106L153 105V102H152V100L149 98V94H151V92H152V90L150 89V85H149V82L148 81H144ZM116 85H119V84H116V81H114L113 82V84H110L109 86H107L106 88H108V87H113V86H116ZM137 86V85H136ZM220 86H221V84H220ZM240 87V86H239ZM106 88H104V89H106ZM238 89V88H237ZM256 89V88H255ZM239 90V96L240 95H243L244 94V90L243 89H238ZM11 92V91H10ZM217 92H218V90H217ZM248 93V92H247ZM262 94H264V87H263V89H262V91L260 92V96H261V99L260 100H262L263 101V98H262ZM245 95V94H244ZM213 96V95H212ZM203 97H206L205 98V100H203ZM209 97V98H208ZM183 99V97L181 96V97H177L176 99H171V97L170 96H166V98L165 99H162L163 100V103H164V105H165V109H167V111H168V113H180V114H182V115H184L183 113H181L179 110H177L174 106V102L176 101V100H178V99ZM199 98V99H198ZM166 100H168V102L169 103H171V106H167V103L168 102H166ZM228 101V105L230 106L231 104H233V101H231V100H227ZM92 102V101H91ZM226 104V105H227ZM258 104H259V101H258ZM226 105H224V104H222V105H220L217 109L215 108V109H213V113L215 112V113H220V115L222 116V114H226L225 113V111H222V109L224 110V108H225V106ZM41 106H44V104H42ZM40 106V107H41ZM107 106V105H106ZM39 107V108H40ZM38 108V109H39ZM211 110V109H210ZM10 111L13 113V115L15 114V111H14V109L13 108H11L10 109ZM38 111V110H37ZM36 111V112H37ZM115 112V111H114ZM107 113H109L108 111H107ZM119 114H121V113H119ZM119 114L118 115H116L115 114V116H117V118L119 117ZM150 114H152L151 116H150ZM106 115V114H105ZM169 115V114H168ZM107 116V115H106ZM167 116V115H166ZM185 117H186V115H184ZM25 117H27V116H25ZM30 119L31 120H29V122H27L26 123V128H25V131H23V132H28L29 133V137H32V136H40V137H44V142H43V144H42V148H43V150L45 149V146H46V144L48 145L47 146V148H49L50 147V145H52V143L48 140V138H52V137H56V136H48V135H46V130H47V127H45V130H43L42 131V133L40 134L39 132H37V133H32L33 131H29V129L28 128H31V124H29L31 121H33V120H36V118L37 117H34L33 116V114H31L30 116ZM55 118V117H54ZM53 118V119H54ZM187 118V117H186ZM53 119H51L50 120V124H52V122H53ZM126 120V117L125 116H123L122 117V120ZM222 119H224V117L222 116ZM114 120V122L115 121H117V119H113ZM204 120V118H202L201 119V122H200V126L202 125V121ZM121 121L120 120H118V123H120ZM160 122V123H159ZM224 122V121H223ZM128 123V122H127ZM179 123V122H178ZM177 123V127L176 128H178V130L176 131V133H179V131L180 130H182L184 127H183V123L181 122L180 124H178ZM225 123V122H224ZM128 124H130V123H128ZM159 126H158V125ZM208 124H209V120H208V122L206 123V126H207V129H208ZM232 124V123H231ZM154 125V126H153ZM114 126V125H113ZM36 127H38V126H36ZM35 127V128H36ZM43 128V127H42ZM182 128V129H181ZM35 130V129H34ZM40 130H42L41 128H40ZM235 130V129H234ZM166 131H168V132H166ZM231 131V129H229V131H224V129L221 131V133L220 134H222L223 132H224V134H229V136H230V138L233 140V136H232V133L230 132ZM229 132V133H228ZM173 134V135H172ZM23 136H25L24 134H23ZM173 136H175V138L173 137ZM191 135H189L188 137H187V144L189 143V137H190ZM217 135L215 134V135H213L211 138H210V140L211 139H215V137H216ZM247 136V137H246ZM246 136H242V138L245 140V141H247L248 142V139H249V136L248 135H246ZM171 139H172V141H171ZM47 140V142H45ZM53 141H55L54 139H53ZM117 141H119V139H117ZM151 141H153L152 139H151ZM176 141V142H175ZM140 143H143V140L142 141H139ZM155 142V141H154ZM164 142V141H163ZM233 142H234V146L236 147V142L233 140ZM250 142V141H249ZM58 143L59 144H56V145H58V146H60V150H58V151H60L61 153H60V155L61 154H63L64 153V150H63V146H62V144H61V142L60 141H58ZM165 143V142H164ZM186 144V145H187ZM217 144V146H225V144H222L221 142H217L216 143ZM155 145H157V143L155 144ZM3 146H5V145H3ZM54 146V145H53ZM144 146V145H143ZM2 147V146H1ZM165 147L167 148L168 146H167V143L165 144ZM126 148H128V149H130L131 150V152H133V153H135V154H138V152H136V151H134L133 150V148H131L129 145L128 146H126V147H123V148H121L122 150L123 149H126ZM258 148H260V146L258 147ZM11 149V148H10ZM41 148H39V149H37L36 151L38 152H40V153H42V152H44V155L46 156V151H48L47 149L46 150H40ZM105 149H107V148H105ZM12 150V149H11ZM107 150H109V149H107ZM144 154H143V160L145 159V161H146V164H147V158H146V155H145V153H146V148H145V146H144ZM103 150L102 149H100V152H99V156H100V153L102 152ZM5 153H8V155H9V158H11L12 156H14V155H19L20 156V154H25L23 157L24 158H26V152H24V153H19V152H13L14 154H11V153H9V150L8 149H5V151H4ZM38 152V153H39ZM39 153V154H40ZM52 153V152H51ZM234 153V152H233ZM2 154H4V153H2ZM58 154V153H57ZM36 155H37V153H36ZM99 156H98V158H99ZM8 157V156H7ZM28 157V156H27ZM36 156H34V157H28L29 158V160L30 161H32L33 160V158H35ZM155 157H157V154L155 155ZM172 157V156H171ZM170 157V158H171ZM173 157H175V156H173ZM227 157V156H226ZM170 158H168V162H167V165L168 166H171L170 164H169V159ZM178 158V157H177ZM177 158H176V160H177ZM179 158H181V160H182V157H179ZM46 160V159H45ZM45 160H44V157H42L41 158V160H40V163L41 164H43V166H39L40 168L41 167H43V169H42V171L44 172V174L45 173H49L48 172V170L50 169V167H52L51 168V171L56 175V173L57 172H60V171H58V170H56L55 168H54V166H55V164H54V161H53V159H52V157H49V158H47V160H50L54 165H52V164H48V163H46L45 162ZM105 160H107L106 158L103 160V161H105ZM0 161H2L1 159H0ZM108 161V160H107ZM182 162L183 163H185L183 160H182ZM20 163V162H19ZM99 163L101 164V160L99 159ZM104 163V162H103ZM21 164V163H20ZM19 164V165H20ZM5 166H6V164H5ZM23 166V165H22ZM71 167H73V168H75L74 166H71ZM21 168V167H20ZM70 168V167H69ZM0 172H2V171H0ZM6 175H5V177L6 178H10L9 177V174H10V171H8V168L6 167V169L3 171ZM41 171H39V169H37V171H35L34 173H33V179L35 178V177H42L41 176V173H40ZM42 172V173H43ZM62 173H64V172H62ZM28 174V175H27ZM26 175H24L25 177H27V178H30V176H31V174L30 173H27ZM44 174H42V175H44ZM64 174H66V173H64ZM163 173H161V176H163L162 175ZM13 175H14V173H13ZM24 176H23V179H24ZM49 176H50V173H49ZM4 177V178H5ZM15 177H17V176H15ZM66 177H67V174H66ZM126 177V176H125ZM5 178V179H6ZM12 179V178H11ZM132 179H133V177H132ZM132 179L130 180V183H129V185H132V183L134 182V181H132ZM2 181H3V179H2ZM51 181V180H50ZM10 182V181H9ZM34 182V181H33ZM52 182H54V181H52ZM52 182H50V183H52ZM65 183H66V181H65ZM126 183V182H125ZM124 183V184H125ZM30 184V183H29ZM29 184L26 186H22V187H20V186H18V184H15L16 186H18V187H20V188H22L23 190H25V192H27L28 193V195H29V193H32V190L29 188ZM154 186H156V187H158L159 188V186H160V181H158V179L157 180H155L154 179ZM129 187V186H128ZM37 187H35V189H36ZM18 188L17 187H15L14 188V191H16L17 193H18V195H10V197L13 199V200H15L14 199V197H16V200L17 201H20L19 202V204H20V206L19 207H17V208H13V207H10L11 209H13V210H15V209H22V208H30V203L28 202V200L29 199H26L25 198V194H24V191L22 190H20V191H18L17 190ZM50 190V189H49ZM122 190V189H121ZM129 190V189H128ZM132 190H134L135 192H138L135 188H133ZM70 192V191H69ZM119 191H116V193L115 194H117ZM184 192V194L185 195H187V192H186V190H184L183 191ZM6 193V192H5ZM4 193V194H5ZM167 193H168V191H167ZM176 193V192H175ZM175 193H173V194H175ZM27 195V196H28ZM52 195V194H51ZM40 198H41V196H39ZM65 197V199L66 200H64V198H63V200H58V198H53V197H51V199H50V201H48L47 203H48V208L50 209V208H52V207H54V205L56 204V207H59V206H57L58 205V203H59V201H64L65 203H66V209H67V206L69 205V202H70V199H74L73 198V196H69V193H68V195H65L64 196ZM5 198H6V201H7V197L5 196ZM16 200H15V202H16ZM139 202V205H140V207L143 209V210H145V211H147V207H150V204H149V202H148V200L147 199H144V200H140V201H138ZM144 202H146V204H148V205H146V207L144 206ZM77 204V203H76ZM76 204H75V208L74 209H72V210H68L67 209V211L66 210H64V207H62V206H60V207H62V210H64V212H66V213H75V212H78V209H76ZM34 207V206H33ZM6 208V209H5ZM40 208H42V207H40ZM5 209V210H4ZM8 209L9 208H7V207H3L2 205H1V203H0V210H4V211H2L1 212V215L2 216H0V218L1 217H4L5 216V214H7L8 213ZM53 210L55 209V207L54 208H52ZM17 210L15 211V212H17ZM42 210V209H41ZM53 210H51V211H53ZM51 211H49V212H51ZM149 211H151L150 209H149ZM28 212V211H27ZM34 213H35V211H34ZM45 213H47V212H45ZM44 212H42L41 214H37L36 213V215H38V217H37V219L38 218H40L41 216H43V214H45ZM78 213H80V212H78ZM81 214V213H80ZM29 215H31L30 214V212H29ZM82 215V214H81ZM90 215V213L88 214V216ZM32 216V215H31ZM5 219H6V216H5ZM33 219V218H32ZM31 219V220H32ZM35 220V219H34ZM37 221V220H36ZM48 221H49V217H46V219L44 220V222H43V224L42 225H44V223L46 222V224L47 225H44V226H48V227H50L49 225H48ZM14 222V221H13ZM13 222L12 221H10V226H7L6 224L8 223H5L4 225H2V226H0V229L1 228H8L9 230H11L12 229V226H13ZM23 222H25V220L23 221ZM35 222V221H34ZM18 224V223H17ZM21 224H24V223H21ZM32 224V223H31ZM6 225V226H5ZM18 225H20V223L18 224ZM25 225V224H24ZM144 226L145 225H143V224H140V223H137V224H135L134 225V227H135V232H137L138 234H140L141 233V231H142V229L144 228ZM26 227V226H25ZM132 227V226H131ZM29 227H26V230L28 229ZM88 228H89V226H88ZM39 229H40V227H37L36 229H35V232L36 233H38V231H39ZM92 232L95 230L94 229V227L93 228H89ZM86 230V229H85ZM55 231V230H54ZM55 233L57 234V230L55 231ZM37 237H39V238H41V240H42V243H43V240H45L46 238H43L42 237V235L41 236H37ZM43 238V239H42ZM69 239V238H68ZM109 239L110 238H106L105 240H104V243L101 245V246H99V248L98 249H101V250H103V251H106V250H108V248H110V245H109ZM135 238H133V240H134ZM142 239H143V236H142ZM47 240H48V238H47ZM49 242H50V244H52V242L50 241V240H48ZM139 242H140V240H139ZM77 243V242H76ZM79 243V242H78ZM77 243V244H78ZM13 244H15V246H16V248L14 249V251L15 252H13V258L11 259V260H6L5 261V263L4 262H2L3 260H1L0 261V264L2 263V264H17L16 262H18V260H17V257H18V255H19V253L20 252H22V253H31V249L30 248H24L23 247V245H25L26 244V240L24 241V243L23 244H19V243H9L8 245H4V243H3V241L0 239V250H2L3 251V254L4 253H6V252H8V247H11ZM140 244H141V242H140ZM42 246V245H41ZM54 245L52 244V247H53ZM75 246V245H74ZM73 246V247H74ZM73 247H72V249L71 250H73ZM154 248V247H153ZM10 250H11V248H10ZM51 251H53V249L51 248L50 249ZM12 251V250H11ZM63 251V250H62ZM70 252L71 251H69V252H67V254H65V253H63V252H60L59 254H55L54 253V251L52 252L56 257H59V260H64V259H67V261H68V264H71V262H72V260H70V258L71 257H68V254H70ZM4 256V255H3ZM16 257V258H15ZM58 260V261H59Z\"/></svg>",
  "mask_w": 264,
  "mask_h": 264
},
{
  "label": "water",
  "instance_id": "obj_6",
  "mask_svg": "<svg viewBox=\"0 0 264 264\" xmlns=\"http://www.w3.org/2000/svg\"><path fill=\"white\" fill-rule=\"evenodd\" d=\"M2 2L6 3L5 0H2ZM222 1L221 0H206L205 2H203V6L201 9L204 10L207 18L210 16L212 18L207 19L206 22V26L208 28H210L212 34L216 35V37H213V40H215L216 44L220 43L221 41V31H220V24H221V20L217 19V12H216V8L221 5ZM180 5L181 8L183 10V12H188L189 11V4L185 1V0H181L180 1ZM223 6V4L221 5V7ZM174 6L173 4L169 6V10L173 9ZM177 24H174V26H176ZM190 25V23H189ZM199 23H194L193 24V28H198ZM32 27V32L34 31V29L36 28L34 25L30 26ZM7 27H4L2 25H0V45L1 46H5L7 44H10L13 46V42L8 39L9 36V32L7 33V35L4 37V32H6ZM185 32V31H184ZM183 32V33H184ZM182 34H180L181 36ZM25 42H31L29 35L27 34H18L15 36L14 38V42L15 44L19 45L22 41ZM39 49L43 48V44L40 43L37 46ZM225 47V46H224ZM153 59L152 56H146L144 59L139 58L138 59V66L136 68L135 74L142 76L148 73V69H149V63L151 62V60ZM95 60H93L92 63H94ZM177 76H175L173 79L175 80ZM244 77H235V78H231L232 83L229 84V87L231 89H236L238 88L240 85V83H242ZM164 81L167 83V81H169L168 78H164ZM257 83L256 81H254V84ZM87 86L90 88L89 91L90 93L95 97V100L90 102V104L86 107L85 110H80L78 111V114L80 117H85L83 120V130H85V132L87 130H91L90 128L92 127V129L96 132V134L100 135L102 140L104 141V126L101 122V119L97 118V113L99 114H104V111L106 110V103H105V98L107 97L106 91L103 88H99L95 85V83L91 80L88 81ZM180 88V90H176L179 91L183 94V108L188 107L189 105L192 104L193 102V96L191 95V89H193V86L185 84L182 86H177V89ZM43 96V95H42ZM229 97L232 99L236 98V92L232 91L229 94ZM242 105V106H249V100L244 98L241 100V98H237L235 105H233V107H231V109L234 108V111H231L229 113V118L231 121H236L240 118V115L237 113V106L238 105ZM152 107H154V112L157 113V108L158 105L156 102H154V104L152 105ZM253 107V106H252ZM254 108V107H253ZM256 111L255 110H251V115H255ZM106 119L108 120V122L110 123L112 120V117L110 116H106ZM260 119L262 121H264V114L260 115ZM262 127V125H260V128ZM87 133V132H86ZM58 139L62 140L64 139L63 135H59L57 136ZM105 143V141H104ZM101 145L100 144H95V147L93 148L95 151H99L101 149ZM205 156L209 157L210 155L208 154H204ZM42 157H44L43 153H38L36 160L33 161H29L27 163L24 164V166L21 167L20 170H22L23 172H29L27 170H30L34 167V170L37 169L40 165H35V162L37 161V159H41ZM94 162H95V175H94V179L92 180L93 182V195L91 197V200H84L82 202L81 205H86L91 213V215L93 217H97L99 216V214L102 211V208L105 207L106 201L108 199H112L113 195L116 193V189L113 187V185L111 184V181H109V174L107 172V170L103 167V171L97 166V158L94 156L93 157ZM107 163L109 164H113L114 162H109L107 161ZM104 188H106L105 193H104ZM212 188V186H211ZM123 211V212H121ZM119 214H115L112 217L109 218L108 221V230L106 231L105 228H102V232L105 236V239L107 238V233L111 231L110 229V225L113 226V229H116V231L118 232H123L125 231L126 228L130 227V226H134L137 223H146L149 224L150 226H158L159 222L155 223L152 222L151 219H148L144 216H140L137 215L136 212L133 211H129L126 210H121ZM132 215V216H130ZM164 229L165 232L168 234V230L166 227V224L164 225ZM83 234H85L86 236L90 235L91 233L87 234V231L85 229L82 230ZM169 235V234H168ZM75 237V231H72L71 234L69 235V238H74ZM33 241L35 243V250L39 251L42 245V240L39 237H34ZM104 243V241L101 243V245ZM153 247L155 248V244L153 245ZM168 247H170V244L168 245ZM70 260H76L78 262V264H82L81 261V257L79 256H75V257H71ZM69 261V260H68ZM67 259L64 260H59L56 261L54 263L51 264H65L66 262H68Z\"/></svg>",
  "mask_w": 264,
  "mask_h": 264
},
{
  "label": "clouds",
  "instance_id": "obj_7",
  "mask_svg": "<svg viewBox=\"0 0 264 264\" xmlns=\"http://www.w3.org/2000/svg\"><path fill=\"white\" fill-rule=\"evenodd\" d=\"M84 132H85V130H84ZM86 132H87V133H86ZM86 132H85V134H86V136H88V135H90L89 133H91V132L93 133V132H95V131H94L93 129H91V130H87ZM22 135H23V134H22ZM22 135H21L20 137H18V138H27L26 135H25V136H22ZM35 136H36V135H35ZM14 138H16V137H14ZM56 138H57V136H56ZM16 139H17V138H16ZM59 141L61 142L60 139H59ZM61 144H62V142H61ZM88 147H89V146H88ZM36 150H37V149H36ZM88 151H89V153L92 155V157H94L95 150H94V149H89V148H88ZM91 151H92V152H91ZM46 152H47V151H46ZM36 153H37V152H36ZM50 153H51V152H50ZM51 154H57V153H51ZM36 157H37V155H36ZM36 157H35V158H36ZM44 158L47 159L45 155H44ZM28 162H29V161H28ZM104 163H107V160H105ZM104 165H106V167H107L108 164H104ZM112 166H113V165H112ZM106 167L104 166L105 169H106ZM1 168H3V167L0 166V169H1ZM109 169H110V168H109ZM109 169H106L107 172L109 171ZM60 170H61V169H60ZM48 172L51 174V172H50L49 170H48ZM78 175H80V174L78 173ZM109 176H110V175H109ZM53 181H56V180L54 179ZM4 182H5V181H3V184L6 183V182H5V183H4ZM56 182H57V181H56ZM57 183H58V182H57ZM0 185H1V183H0ZM10 195H18V193H17L16 191L12 190V191L10 192ZM14 198L16 199V197H14ZM74 199H75V198H74ZM0 203H1V205H2L3 207H7V208L11 209V208L8 206V204H7V201H6V198H5V194H4V192L1 191V190H0ZM59 207H60V206H59ZM60 208H61V207H60ZM61 209H62V208H61ZM63 211H64V210H63ZM3 218H4V217H3ZM83 218H84V216H83ZM84 224H85V218H84ZM82 230H83V229H82ZM96 230H98V229H96ZM99 230H102V229L99 228ZM94 231H95V230H94ZM82 234H83V231H82L81 234H77V235H75V237L73 238V241H74V242H77V243H78L79 241H83V239H81V240H79V239L77 240V239H76V238H78V237H77L78 235H80V236L82 237ZM91 234H92V233H91ZM83 235H84V234H83ZM84 236H85V238H84V240H85L87 236H86V235H84ZM70 239H71V238H70ZM77 243H76V244H77Z\"/></svg>",
  "mask_w": 264,
  "mask_h": 264
},
{
  "label": "built area",
  "instance_id": "obj_8",
  "mask_svg": "<svg viewBox=\"0 0 264 264\" xmlns=\"http://www.w3.org/2000/svg\"><path fill=\"white\" fill-rule=\"evenodd\" d=\"M206 17H207V16H206ZM235 21L237 22L236 27H237L238 29H240V28L242 27V25L240 24V15H235ZM20 136H21V135H19V137H20ZM22 136H23V135H22ZM123 150H125V149H123ZM91 152H92V151H91ZM123 158H124V161L121 160L122 163H125L126 161H128V157L126 156V154L123 155ZM116 163H117V161H114L113 164H109V163H108L109 165L106 167V169H109L112 165H115ZM121 173H122L123 175H125V176H128L129 174H133V169L130 168V167H127V166H123L122 169H121ZM163 207L166 208V207H168V206H167V205H163ZM77 237H78V238H76L77 240H78V239H79V240L82 239L80 235H78Z\"/></svg>",
  "mask_w": 264,
  "mask_h": 264
}]
</instances>
